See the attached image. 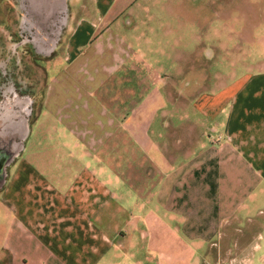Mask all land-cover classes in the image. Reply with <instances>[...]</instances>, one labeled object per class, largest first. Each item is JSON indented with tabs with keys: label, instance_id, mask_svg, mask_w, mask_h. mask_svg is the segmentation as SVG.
Returning <instances> with one entry per match:
<instances>
[{
	"label": "crops",
	"instance_id": "0c3cea01",
	"mask_svg": "<svg viewBox=\"0 0 264 264\" xmlns=\"http://www.w3.org/2000/svg\"><path fill=\"white\" fill-rule=\"evenodd\" d=\"M54 1L27 0L29 25L45 28ZM140 1L70 14L40 91L9 80L34 75L29 59L23 71L0 64V264H138L141 250L156 264H201L235 248L216 241L233 221L255 225L239 231L255 240L236 247L238 264H264V70L223 92L221 113L206 117L216 139L191 133L184 153L183 85L166 82L143 44ZM17 8L8 15L0 0L2 56L7 17L19 27L25 16Z\"/></svg>",
	"mask_w": 264,
	"mask_h": 264
},
{
	"label": "rangeland",
	"instance_id": "374dc122",
	"mask_svg": "<svg viewBox=\"0 0 264 264\" xmlns=\"http://www.w3.org/2000/svg\"><path fill=\"white\" fill-rule=\"evenodd\" d=\"M4 1L9 8L8 15L12 11L10 8H17L19 4L20 10L17 9L21 14L24 12L25 16H22V25L19 27L8 24L10 21L8 22L7 17L4 42L7 52L4 56L0 55V64L18 66L23 71L25 65L30 66L28 62L25 64L29 59L34 64V77L30 75L29 78L25 70L18 78L11 76L9 80L16 83L12 84V88L19 94L27 95L30 85L31 88L32 85H37L40 91L46 81L45 73L48 74V60L57 55V52H61L63 33L70 14L75 15L79 7L90 5L91 0H55L52 5H60L61 10H56V15L45 28L38 25L36 29L28 23L27 0ZM140 2L134 17L145 41L143 44L146 47L150 45L147 50L151 59L156 63L163 62L167 68L166 73L162 74L166 82L179 80L183 85L180 101L184 117L182 146L185 153L190 145L191 133L216 139L217 133L208 128L211 125L207 123L206 117L208 113L216 116L221 113V107L226 103L223 92L241 82L246 76L264 70V0ZM17 9L15 13L18 14ZM77 14H80V11H77ZM128 19L130 25V14ZM9 25L16 30L18 28L16 37L12 35L13 31L9 29ZM35 30L38 36L31 42L30 38L36 35ZM137 32L139 33L138 30ZM31 45L37 50V54L32 53ZM46 51L49 52L47 56L40 55V52ZM9 80L4 79L1 82H10ZM39 96V92L33 97L30 96V114L38 110ZM10 97L12 96L6 99H12ZM196 101L198 106L195 105ZM187 117L198 119L194 123ZM244 225V221H233L227 225L216 241L218 244L225 242L226 245H235V248L231 252L228 248H213L210 257L203 256L207 259H201V264H238L240 253L236 247L246 240H255L254 235L239 236V231L245 233L244 229L255 226L246 224V228H242ZM225 233L234 234L225 236ZM202 255L203 253H200V256ZM146 256L147 252L141 250L132 255L131 260H137L138 264L157 263L158 257L154 253L149 259H145Z\"/></svg>",
	"mask_w": 264,
	"mask_h": 264
}]
</instances>
